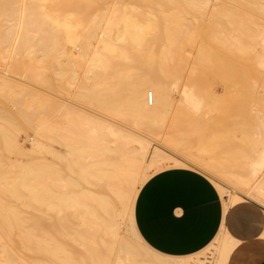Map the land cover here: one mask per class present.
Instances as JSON below:
<instances>
[{"label":"bare ground","instance_id":"bare-ground-1","mask_svg":"<svg viewBox=\"0 0 264 264\" xmlns=\"http://www.w3.org/2000/svg\"><path fill=\"white\" fill-rule=\"evenodd\" d=\"M145 1V7L140 2L147 11L121 0L122 5H93L100 9L90 7L91 14L88 7L87 13L66 11L67 0H0V264H226L235 245L227 233L212 245V262L199 255L163 257L137 238L130 214L134 192L149 173L168 165L207 172L227 205L241 201L240 193L264 203V149L238 166L234 162L247 153L234 145L243 155L227 160L228 153L215 151H229L220 141L221 146L212 142L216 154L205 146L171 154L151 148L153 139L127 123L106 122L31 86L65 92L141 128L161 118L174 101L164 72L184 65L182 52L193 37L187 31L182 37L186 18L178 8L200 2ZM190 90L182 89L184 97ZM21 133L33 134L29 144L20 140ZM88 221L102 234L100 242L88 233Z\"/></svg>","mask_w":264,"mask_h":264},{"label":"rangeland","instance_id":"rangeland-1","mask_svg":"<svg viewBox=\"0 0 264 264\" xmlns=\"http://www.w3.org/2000/svg\"><path fill=\"white\" fill-rule=\"evenodd\" d=\"M114 1L115 0H67L65 10L69 12L70 10H73L71 8L75 7L73 11L75 12V10L77 11L78 9L81 10V8H83L87 13L88 10L89 12L91 11V7L95 12H98L102 6L112 5V3L114 5L115 2H117V4L119 1L121 2V0ZM123 1V4L128 1L129 2L126 4L130 3V0H122V2ZM134 1L135 0H133V2ZM140 1H142L143 6L145 7L147 3L145 0L135 1V6H141L142 4ZM176 1L180 2L181 0ZM198 1L200 2V7L195 8L185 6V8L182 9L180 4H178L179 2L176 3L179 5L178 7H180L178 8V11H180V13L186 18L182 21L183 25H186L185 31L183 27L180 28L181 23L179 25L180 27L178 26L180 28L179 30H181L180 32H182L181 35L182 37H187L189 35L188 38H191L190 36L193 35L192 38H194V42L191 43V38V44L189 43L182 52L186 58L182 67L180 66L166 72L162 71L167 75L166 83L171 89L170 91L172 96H174V101L173 103L171 102V106H168L170 111L164 113L166 117L165 115H161V118L158 116L159 119H154L156 121H153L154 123L151 122L148 125L147 122H143L146 124L144 127L142 125L145 129L141 128V125L138 126L139 124L134 126L135 124L130 121L131 124L126 121L122 122L117 116L110 113L109 115L105 110L101 111L100 109L91 107V105L88 106L73 101L65 92L53 91L50 88L44 89V87L42 88V86L40 87L37 84H31V86L42 93L51 95L53 98L55 96L56 99H60L70 105L73 104L76 108L87 111L89 114L91 112V114L97 115V117L104 118L106 119V122L127 123L126 125L138 130V133L140 132L145 136L147 135L146 137L150 136L149 138L154 140L150 142L151 148L156 146L171 154L180 153L183 148V151H185L187 147L190 150H197L205 146V148L208 147V150L211 151L213 150L212 147L215 148L212 142L220 141V144H224L223 146L227 143L229 151L226 148L227 152L223 149L222 152L220 149L216 148L217 150L215 149V151H218V155L220 154L222 156L223 154L228 153L229 156L227 158V155L223 157L227 160H230L232 157L231 161H233L235 158L247 153V157L251 156V158L249 157L250 159H247V157L244 159L245 155H243V159L246 161L242 158H238L239 161L235 159L237 161L234 160V164L236 163L235 165L237 166L245 165V163L249 164L250 160L258 156L257 150L259 148L264 149V146L260 145L261 142H264V0H241L244 2L238 3V0H227L226 2L223 0ZM205 1L207 2L202 4ZM171 4L173 5V3ZM236 4H238V6ZM78 5L82 6L79 7ZM93 5L100 8L96 10L95 7V9L93 8ZM154 5L156 4L154 3ZM76 6L79 8H76ZM173 6H175V4ZM85 7H88L89 9L87 8V10ZM139 8H137V10H139ZM141 8L145 9L142 6ZM171 8L173 7L171 6ZM90 13L92 14V11ZM184 32L188 33L187 36ZM204 46H206L207 49H204ZM197 55L199 57H197ZM212 55H215L214 57L216 59ZM219 56H224V58L221 59ZM193 58L197 61H195L196 63L193 62ZM237 58L239 59L238 64L233 61L238 60ZM214 59L217 62L214 63ZM224 59L227 61L224 62ZM229 59L231 62H229ZM240 59L244 61H240ZM188 63H192V66L190 65L189 67ZM239 64L240 66H238ZM195 65L197 67L199 66L200 69ZM226 66L231 70H228L227 68L225 69ZM0 68V70H4L2 66H0ZM191 68L192 70H190ZM175 82H177V85L173 87ZM187 85L191 86V94L184 97L182 89ZM179 110L186 114L180 116L175 115ZM199 117L201 119H198ZM207 117L209 120H206ZM205 122L207 124H203ZM201 125L203 127L200 129L199 127ZM31 136H33L32 133H21L19 137L22 142L29 144ZM28 137L30 138L28 139ZM216 142L215 144L220 145ZM243 143L247 145H244ZM52 144L53 147L59 149V151L64 150L62 145L58 143L55 144V142ZM234 145L235 147L237 146L238 149H242L244 153L242 152V154L241 151H237V148H235ZM220 146L219 148H221ZM215 151L213 150V153H215ZM232 151L233 153L230 154ZM237 154L238 156H235ZM206 156L212 157L211 155ZM224 158L222 160H225ZM227 160H225L226 163L232 165V163H229L231 161ZM153 174L154 173H151L150 176ZM149 177H147V179ZM224 186L227 189L232 190L230 186L225 184ZM140 187L141 186H139V188ZM240 195L242 196L241 200L248 199L257 202L247 195L244 196L242 193H240ZM257 203L264 208V203ZM90 222L89 224L85 223L88 233H90L92 237L95 236L94 239L96 241L101 240V237L103 238V236H101L102 234L96 229V224L93 221ZM93 223L94 226L91 225ZM214 256L215 252L213 246H210L209 248L202 250L197 258L201 257L207 259L206 261L212 262L214 261ZM148 257L150 258V256Z\"/></svg>","mask_w":264,"mask_h":264},{"label":"crops","instance_id":"crops-1","mask_svg":"<svg viewBox=\"0 0 264 264\" xmlns=\"http://www.w3.org/2000/svg\"><path fill=\"white\" fill-rule=\"evenodd\" d=\"M151 173L131 203V222L143 245L181 259L199 255L227 233L235 245L226 264H264L262 205L248 199L227 205L216 181L195 166L168 165Z\"/></svg>","mask_w":264,"mask_h":264},{"label":"built area","instance_id":"built-area-1","mask_svg":"<svg viewBox=\"0 0 264 264\" xmlns=\"http://www.w3.org/2000/svg\"><path fill=\"white\" fill-rule=\"evenodd\" d=\"M149 100H150V95H149Z\"/></svg>","mask_w":264,"mask_h":264}]
</instances>
